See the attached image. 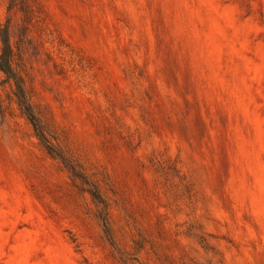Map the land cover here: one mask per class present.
<instances>
[{
	"label": "rangeland",
	"instance_id": "1",
	"mask_svg": "<svg viewBox=\"0 0 264 264\" xmlns=\"http://www.w3.org/2000/svg\"><path fill=\"white\" fill-rule=\"evenodd\" d=\"M0 29L46 138L0 71V264H264V0H0Z\"/></svg>",
	"mask_w": 264,
	"mask_h": 264
},
{
	"label": "trees",
	"instance_id": "2",
	"mask_svg": "<svg viewBox=\"0 0 264 264\" xmlns=\"http://www.w3.org/2000/svg\"><path fill=\"white\" fill-rule=\"evenodd\" d=\"M0 42H1V47H0V71H2L7 78L12 79L14 81V84L16 85V98H17V104L26 117V119L31 123L35 134L40 142L45 147V142L46 138L39 128V125L37 123L36 117L32 112V109L30 105L27 102L25 92L23 91L19 79L15 76L13 73V69L11 66V59H12V52L10 45L8 44L7 41V34L6 31L0 29ZM46 150L49 153V149L46 148Z\"/></svg>",
	"mask_w": 264,
	"mask_h": 264
}]
</instances>
